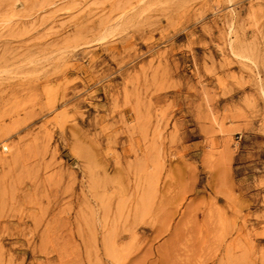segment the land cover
<instances>
[{"label": "rangeland", "instance_id": "374dc122", "mask_svg": "<svg viewBox=\"0 0 264 264\" xmlns=\"http://www.w3.org/2000/svg\"><path fill=\"white\" fill-rule=\"evenodd\" d=\"M0 264H264V0H0Z\"/></svg>", "mask_w": 264, "mask_h": 264}]
</instances>
